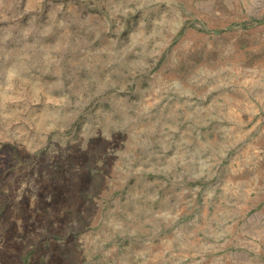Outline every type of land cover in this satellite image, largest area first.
<instances>
[{
    "label": "rangeland",
    "instance_id": "1",
    "mask_svg": "<svg viewBox=\"0 0 264 264\" xmlns=\"http://www.w3.org/2000/svg\"><path fill=\"white\" fill-rule=\"evenodd\" d=\"M0 264H264V0H0Z\"/></svg>",
    "mask_w": 264,
    "mask_h": 264
}]
</instances>
